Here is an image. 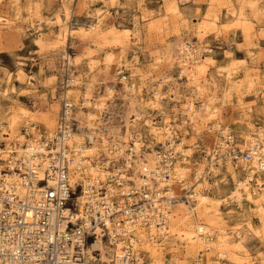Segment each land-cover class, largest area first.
Listing matches in <instances>:
<instances>
[{
  "label": "rangeland",
  "instance_id": "obj_1",
  "mask_svg": "<svg viewBox=\"0 0 264 264\" xmlns=\"http://www.w3.org/2000/svg\"><path fill=\"white\" fill-rule=\"evenodd\" d=\"M81 1H85L83 6ZM174 1L179 11L177 19L161 25L158 11L165 9L171 0H0V121L5 125L4 131L9 129L7 118L13 110H26L28 116L16 124L12 136L22 134L24 127L29 141L41 133H53L60 110L59 84L65 67L69 66L74 84L76 82L69 90L75 89L76 92L75 97L70 93V98L75 105L74 132L80 134L77 142L87 140L84 134L87 113L96 116L91 121L96 131V149L91 155L93 164H102L104 151L113 150V145L117 144L112 125L123 123V110H134L132 113L139 112L140 118L134 114L130 116V137L138 134L142 151L154 153L161 146L145 121L158 122L160 126L168 121L170 130L174 131L175 143L182 139L183 149L192 147L183 162L188 163L192 171L186 172V179L195 187L198 182L193 178V170L203 169L206 194L212 198L227 197L234 182L226 163H210L207 167L201 152L202 147L215 146L223 132L213 128L215 121L207 120H203L205 124L200 120L204 127H200L198 133L194 132L191 125L183 121V109L188 99L198 108L201 103L210 102L217 109L221 121L219 127L227 125L238 139H243L241 131L247 122L264 126V0H246L243 5L239 0ZM239 10L247 16L245 19L234 18L232 11ZM214 14L218 16L217 25L209 22ZM97 21L98 34H94L93 29L79 33L81 23L88 25ZM204 22L207 23L206 29L201 30ZM247 25L252 29H246V36L243 27ZM64 28L66 32L62 38ZM178 41L199 50L205 60L199 83L204 91L200 96L190 91L188 81L180 71L182 66L178 60L181 54L175 45ZM171 45L175 50L173 58L166 53ZM59 51L62 52L61 59L57 54ZM108 55H111L110 61H107ZM73 57L78 61L75 62ZM227 71L235 87L224 93ZM132 83L142 99L131 94L129 87ZM155 86L164 94L157 103L151 99ZM211 97L214 99L209 100ZM101 100L103 107L99 109L95 103ZM51 113L55 117L52 128L48 129L45 122ZM78 114L81 115L79 119ZM103 136L107 140L105 149L101 144ZM12 138L15 140L16 136ZM9 141L5 139L7 145ZM24 141L20 138L18 146ZM128 145L131 146V142ZM124 159L120 158L115 165L122 166ZM235 171L237 177H242L247 170L238 168ZM260 179L264 187V174ZM180 192L178 190V194ZM178 199L172 213L177 208ZM194 200L190 206L186 205L189 210L194 208V212L190 219L182 220L179 229L193 231L195 221L208 224L214 229V239L217 227L224 224L231 243L238 242L239 231V255L245 257L241 258L245 262L234 263L227 259L226 264H260L264 243L258 232L259 212L253 203L245 202L239 212L211 200L212 208H219V218L215 216L212 223L202 205ZM171 224H175L172 219ZM171 233L160 241L165 257L178 259L175 264H191L197 257L198 248L177 240L175 235H169ZM217 251L202 249V263L215 264Z\"/></svg>",
  "mask_w": 264,
  "mask_h": 264
},
{
  "label": "built area",
  "instance_id": "obj_2",
  "mask_svg": "<svg viewBox=\"0 0 264 264\" xmlns=\"http://www.w3.org/2000/svg\"><path fill=\"white\" fill-rule=\"evenodd\" d=\"M59 85L55 130L30 138L35 147L27 148L24 141L22 152H17L13 148L18 146L17 138L7 145L8 134L0 121V153L12 147L6 158L0 155V264H149L142 251V231L145 241L160 243L177 199L187 206L195 201L194 184L179 180L175 171V165L188 155L175 145L161 144L157 166L139 172L138 185L130 177L126 158L122 166L101 165L109 170L104 180L100 175L92 178L85 172L81 148L67 143L76 128L75 105L67 93L74 85L69 66ZM22 134L28 136L26 127ZM86 144H90L88 138L79 146ZM127 152L135 158V151L128 148ZM201 152L207 167L228 161L234 169L247 170L254 162L263 172L264 129L247 141L225 130L215 146L202 147ZM159 180L171 185L160 188ZM173 185L181 191L176 196L170 193ZM205 237L212 239L213 233ZM97 240L103 243V252L92 248ZM118 243L120 254L113 250ZM101 253L107 258L102 259ZM226 262L217 255L215 264ZM191 264H202L201 257Z\"/></svg>",
  "mask_w": 264,
  "mask_h": 264
},
{
  "label": "bare ground",
  "instance_id": "obj_3",
  "mask_svg": "<svg viewBox=\"0 0 264 264\" xmlns=\"http://www.w3.org/2000/svg\"><path fill=\"white\" fill-rule=\"evenodd\" d=\"M239 3L240 5H243L246 3V0H239ZM83 4H85V1L80 2L81 6H83ZM249 5L251 6V4ZM158 12L161 16L158 19L160 20V22L158 23L161 25L164 22H169V20L175 21L177 19V14L179 13L176 2L174 0H171V2L168 3L165 9H162V10L160 9ZM232 14L234 15V18L238 20H243L245 19V17H247L241 10H239L238 12L232 11ZM66 15H67V12H65V16ZM217 21H218V16L216 14L212 15L209 18V22L211 24L217 25L216 23ZM98 23L99 21H97L96 23H90L88 25L81 23L78 29L79 33L81 34V32H84V31L87 32L90 29H93L94 34H98L99 33ZM206 25L207 23L204 22L202 24L201 30H205ZM149 26L152 27L153 24L150 23ZM246 29L247 30L252 29V26L247 25L243 27V31L245 35L247 36ZM68 31L72 33L73 31L74 32L77 31V29L76 30L73 29V31L72 30H68ZM64 32H66L65 28L61 32L62 38L65 35ZM197 33H199L198 28H197ZM175 45L178 47V54L179 55L181 54L179 57L178 63H180V65L182 66V69L180 71L181 73L184 74V76L186 77V80L188 81V84H189L188 88L190 89L192 93H197L198 96H200L201 94H203V91H204V89L200 86L199 83L202 77V73L204 72L205 60L204 58H201L199 50L193 49L192 47L188 46L184 42L178 41L175 43ZM172 46L173 45H171L170 48H168L166 51L169 58H173L174 56L175 50H173ZM57 54L58 56H61L60 57L61 59L62 52L59 51ZM65 56L68 57L67 54H65ZM65 56L63 55V57ZM73 60L75 62L78 61L76 57H73ZM110 60H111V55H108L107 61H110ZM89 67L90 68L92 67L91 62H89ZM224 76L226 79V85L223 89V92L227 93V92L232 91L235 85L230 80L229 71H227ZM74 85H76V82ZM108 90L111 91L110 88H108ZM129 90L131 91L132 95H136L138 100L142 99L141 95L139 94L140 91L136 90V87L133 83L129 87ZM67 93L69 94V96H70V93L74 94L73 95L74 97L76 96L75 89H70ZM85 95H87V93ZM162 97H164V94L159 90L158 86H155L153 88V92L151 95L152 102L157 103L159 102V99H161ZM208 99L212 100L214 98L211 97ZM87 104H90V101H87ZM95 106L101 109L103 107V101L102 100L98 101L97 103H95ZM123 111H124L123 123L121 124L120 122H118L116 125L114 124L112 125L113 127L112 132L115 138L114 140L117 141V144L114 145L115 150L108 149L104 151L105 160L102 162V164H98V162L93 164V159H91V155H94V151L96 149V146H95L96 145L95 144L96 131L94 130L93 123L91 122L92 120L96 118L95 114L87 113L86 120H85L87 121L85 122L86 123L85 126L87 130L84 132V134H86L88 140L90 141V145L86 147L85 145L83 147H80L79 144L82 142L76 141L78 136H80V134L75 133V132L70 133V137L68 138L67 143L68 144L77 143V147L81 148L78 151H80L79 152L80 156L82 154L85 158V163H86L85 172L87 175L92 176V178H94L96 175H100L101 179L104 180L105 176L109 174V170L102 168V166L105 167L106 164L109 162H113V164H116V162L120 158L125 157L127 159L126 160L127 162L125 165L126 167L130 166V169H131L130 177L138 185L139 177H140L139 172L143 173L145 170H150L151 168L157 166L158 164V157L156 154L157 152L154 151V153H152V152L142 151V142L140 141V137H137L138 134L136 136L130 137L132 136L131 134V129H132L131 121L132 120H129L130 116L134 114L136 118H140V113L139 112L132 113L134 110H123ZM183 112L185 115L184 117L185 120L183 121L185 123H189L192 127V130H194V132L196 133L199 132L198 129L200 127H204L202 126V122L199 123L200 120L201 121L207 120V122L212 121V123L215 121L213 123V128L215 130H221V132H224L225 130H229L227 125H223L222 128L219 127L221 121L218 120L217 109L213 105L211 106L210 102H207V103L203 102L200 104L198 108L196 107V105H194V102L191 99H188L185 103V108L183 109ZM26 116H28V112L26 110H13L12 113L7 118L6 126L9 129L5 132L6 134L11 135V136H7V139H9L10 141L13 140L12 138L13 136H16L18 140L22 138L26 141V147L31 148V147H35L34 143L26 139L23 134H20V135L13 134L12 136V133L14 132L13 129L15 128L16 124L22 118H25ZM80 116L81 115L78 114L77 116L78 119ZM48 117L49 118L45 122V126L48 129H51L53 125L52 119H54L55 115L51 113V115H49ZM165 119L166 118H163L164 121ZM205 122L203 121L204 124ZM145 125L148 127V130L153 135V137L157 139V142L161 143L163 146L164 145L165 146L175 145L176 150H178L180 153H184L187 155H189V153L191 152L192 147L187 148V149H183L181 147V145L183 144L182 139H180L178 143H175L174 134H173L174 131L170 130V124L168 123V121H165L164 125L160 126V123L158 122L147 120L145 121ZM31 128H34V127H31ZM242 128H243V131H241V136L243 137L244 140L247 141V140H252L254 138V134L260 135L263 132L264 126L247 122V125ZM209 131H211V129H209ZM48 133L52 134V132H48ZM167 141L170 142L168 143L169 145L166 144ZM129 142H131V146L128 145ZM101 144L104 149L105 147H107V140L104 136L102 137ZM126 145L129 146V149H131L132 151H135V154H134L135 158L133 157V154L131 155L130 153L125 151ZM13 148H15L17 152H22L21 146L16 145ZM10 149H12V147L8 148L6 146L4 149L1 150L0 155L2 159L8 156ZM129 159H132L131 162H129ZM226 165H227L226 168L230 171V175L234 182L232 188H230L228 191L227 197L223 196V197H218V198L216 197L212 198L206 194L207 189L204 185L205 177L203 175V172H204L203 169L193 170V178L198 183L195 186L194 192L191 196L197 200V203H199V205H202V207L204 208L203 210H205L204 213L205 215H207L208 221L212 223H213V218L215 216L219 218V210H218L219 208L218 206L216 208H212V205H211L212 202H210L211 200L214 201L215 204L217 205H225V206H230L236 210L238 209L239 212L243 210V205L245 204V202L253 203V205L256 207L257 211L259 212L260 229L258 232L260 233V237L264 243V187H262L263 181H261L260 179V176L264 174V171L262 172L260 169L256 168L255 163L252 162L249 164L250 166H247L248 169L246 173L242 177H237V173L235 171L236 169H234L228 161L226 162ZM210 168L213 169L214 167L211 166ZM175 171H176L177 176L179 177V180H182V179H186V172L188 171L190 172L191 169L188 163L178 162L175 165ZM76 177L77 175L75 176V178ZM72 180H74V176L72 177ZM168 184L171 185L169 181L166 182V181L159 180V182L157 183V186L161 188ZM173 186L174 187H171L173 191L170 189L171 190L170 193L176 196L178 195V189H177L178 185H173ZM176 206H177L176 210L174 211V213H171L170 215V220H169L167 227L162 230L163 233L168 234L169 232L170 233L172 232L169 235H175L177 240L186 241V243H190L195 248H198L197 257L199 259L202 256V254L200 253L202 249L207 250V251L210 249H216V250H219L217 251L218 252L217 255H219V257L225 260L228 259L229 261H232L234 263L245 262V261H241V258H245V257L243 256L240 257L239 255L241 253V250H240L241 247L240 245H238L241 239L239 231L237 232V234L239 235L237 238L238 242L236 241L237 243H234V242L231 243L229 241V233L226 227L222 226L224 224H220L217 227L218 233L216 234V237L214 239L213 238L207 239L205 237L206 234L214 233V229H211L208 224L202 225L201 223L199 224L198 222L195 221V225L193 223V225L195 226V229L193 231L187 230V229L186 230L179 229L178 225L182 223V220L190 219L192 213L194 212V208L189 210L188 208H186V204H184L183 201L179 199H178V202L176 203ZM171 219H172V222L175 221V224H171ZM247 223L249 225V222ZM166 234H164L163 237ZM145 237H146V234L142 231V251H144L143 254L147 256L149 264H165L166 262H170L171 264L178 263V259L176 258H172V257L166 258L165 257L164 251H163L164 247H162L161 243H156V242L149 243L145 241ZM96 247L101 249L102 252L105 249L103 246V243L100 240H97L92 245V248H96ZM120 248H121V245L120 243H118L114 247L113 250L116 254H120L121 252ZM89 252L90 251L88 249L87 253L89 254ZM106 258H107L106 255L102 254V259H106ZM259 260H260L259 261L260 264H264V256L261 257ZM246 261L248 262L249 260L247 259ZM202 262H203V259H202Z\"/></svg>",
  "mask_w": 264,
  "mask_h": 264
}]
</instances>
